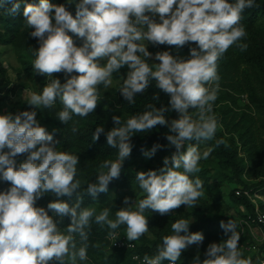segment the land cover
Masks as SVG:
<instances>
[{"label":"clouds","instance_id":"1","mask_svg":"<svg viewBox=\"0 0 264 264\" xmlns=\"http://www.w3.org/2000/svg\"><path fill=\"white\" fill-rule=\"evenodd\" d=\"M9 4V16L20 12L21 0H0V9ZM254 6L255 0H67L60 5L39 0L25 5L26 25L33 29L29 34L39 41L32 51L33 68L50 78L42 91L28 94L26 101L34 109H52L59 98L63 107L56 113L58 120L67 125L74 116L85 117L96 109L99 87L108 89L113 74L125 65L128 72L119 90L129 104L153 81L170 95V101L163 107L149 104L145 111L125 119L113 116L115 126L107 132L96 127L92 140L103 133L107 145L118 151L116 159L100 164L93 182L84 181L83 190L77 178L78 155L57 149L54 132L39 122L36 110L0 113V181L10 183L0 191V264H86L93 224L111 230L126 226L127 240L136 241L149 230L146 210L165 215L181 205L196 204L203 195V183L192 177L210 150L201 153L198 143L186 142L215 138L218 121L213 107L220 87L217 61L230 46L247 49L242 42L247 33L240 20L242 12ZM70 33L82 43L78 45ZM149 43L196 46L191 47L188 59L160 51L155 54L159 63L150 64ZM58 72L65 73V82L53 75ZM173 110L179 118L169 122L165 113ZM157 125H168L166 139L176 151L165 157L158 170L136 173L143 198L131 204L126 198V206L117 209L114 218L108 207L99 212L82 207L85 194L96 198L120 176L123 162L132 152L131 138ZM71 131H78L74 121ZM223 143V139L216 140L217 145ZM159 147L154 145L145 156L151 157ZM22 154L26 158L18 160ZM48 193L57 199L47 208L37 206ZM74 193V203L60 199ZM65 217L71 223L61 230L59 224ZM259 218L264 221V215ZM190 223L186 218L175 220L156 253L144 255L141 264H164L166 260L177 264L184 250L202 244L203 233L190 232ZM220 227L230 235L208 245L203 264H252L251 257L245 258L239 248L236 221H222ZM194 264H201L199 258Z\"/></svg>","mask_w":264,"mask_h":264},{"label":"trees","instance_id":"2","mask_svg":"<svg viewBox=\"0 0 264 264\" xmlns=\"http://www.w3.org/2000/svg\"><path fill=\"white\" fill-rule=\"evenodd\" d=\"M53 4H66L67 0H50ZM38 4L39 0H21L20 12L14 16L6 13V5L0 9V45L10 46L19 53L21 69L18 72L20 77L26 75L33 83L35 92L42 91L43 87L49 82L46 74L37 73L32 65L35 57L32 55L34 48L39 47L38 38L32 37L29 33L33 30L27 27L26 18L23 16V9L26 4ZM256 6L245 9L241 14L240 24L245 27L246 37L242 42L248 45L245 51H241L235 45L230 46L226 53L217 61V73L220 77L219 92L214 103L213 112L217 117L218 128L215 138L209 141L186 142L197 144L199 150L210 147V159L215 162L222 172L233 179L237 188L231 194L230 199L233 203L244 208L242 221L251 223L249 217L255 214V204L247 196L236 195V189H245L252 194L264 195V0H255ZM75 14V6H71ZM157 20L159 17H156ZM73 39L79 45L82 41L74 34ZM147 43V42H146ZM195 43H186L182 47L164 45H147L148 50L153 54L148 61L150 64L159 63L155 60V54L160 51H170L174 56L188 59L191 47ZM101 60V63H104ZM128 67L125 65L118 73L112 76L113 86L104 89L99 87L100 99L95 111L85 117L74 116L73 121L78 131L73 133L71 128L73 121L65 125L56 118V113L62 109V105L57 98V104L52 109H34L27 101H20L19 106L10 105L8 100L15 94L18 88L12 87L9 75V68L0 61V113H18L25 110H36L37 119L46 127L49 132H54V140L58 141L57 149L69 151L78 155L79 164L77 165V178L82 181V190L86 187L84 181L93 182L100 170V164L104 160L116 159L118 149L110 147L106 143V136L102 133L98 140H92V134L96 127L102 126L105 132L111 130L115 124L113 116L119 115L122 119L127 116L135 115L146 110L149 104L156 107L167 106L170 95L158 89L155 82L149 84L148 88L137 93L135 103L129 104L120 93V86L126 78ZM72 73L70 75H75ZM61 82H65L64 72L53 74ZM159 96L154 100L153 96ZM170 122L179 118V114L173 110L165 113ZM168 125H157L145 133H136L132 138V152L125 159L122 165L120 176L113 179L107 192H101L96 198L85 194L82 207H94L99 212L105 207L110 208L112 218L115 211L125 207V199L128 198L129 204L143 198L144 194L136 183V173L144 170H158L163 167L165 157H171L176 151L174 146H170L166 136L169 134ZM223 139L225 143L216 144V140ZM160 145L155 154L151 157L145 156V152L150 151L154 145ZM27 154L17 157L18 160L26 158ZM200 171L193 174V179L198 177L203 183V195L195 205L187 207L181 205L171 210L168 214L161 215L152 210H146L148 217L149 230L138 240L131 241L135 244L134 248H118L112 246L109 240V232L119 233L126 237V226L121 225L116 230L108 229L107 226L93 224L89 232L88 261L86 264H141L136 255H154L161 243L162 237L171 233V224L179 218H186L191 223L190 232H202L204 241L200 245H191L182 252L177 264H194L199 258L201 264L206 258L205 253L208 245L215 242L219 243L226 235L220 227L221 222L239 220L233 217H225L214 212L207 194L212 186L214 174L206 166L203 159L199 162ZM216 177V176H215ZM10 187L9 182L0 181V191ZM53 199H57L53 194L48 193L41 197L36 203L37 206L47 208ZM60 199L74 203L76 194L71 197L65 196ZM259 204L264 209V203L260 200ZM49 215H53L49 210ZM58 221L60 218L55 217ZM226 219V221H225ZM71 223L70 217H65L60 222L61 230ZM245 232L240 238L243 246L253 244L251 229L244 223ZM256 226V225H255ZM257 227V226H256ZM264 233V227H262ZM127 238V237H126ZM200 246L202 251L196 252L193 248ZM243 251V248L240 247ZM258 258L264 259V240L258 244L256 254L251 257L252 263ZM166 260L164 264H168Z\"/></svg>","mask_w":264,"mask_h":264},{"label":"rangeland","instance_id":"3","mask_svg":"<svg viewBox=\"0 0 264 264\" xmlns=\"http://www.w3.org/2000/svg\"><path fill=\"white\" fill-rule=\"evenodd\" d=\"M54 22V21H53ZM146 43V42H145ZM0 61H2L6 68H9V75L12 81V87L18 88L15 94H12L10 99L8 100L9 104H15V106H19L20 101H26L28 94L31 92H35L33 88V83L30 82L28 77L24 74H22L20 77L18 76V72L21 69V61L19 58V53L13 49L10 46H3L0 45ZM113 84L110 86L112 87ZM210 150V147L204 146L200 149V152L203 153L204 151ZM211 157L209 156L207 159H203L205 161V166L213 172L214 180L212 179L211 183L212 186H210V192L207 194V198L210 199L211 205L214 207V212L216 214L224 215L225 217H233L239 222H236L238 225V231L240 233V238L245 232V226L243 223V219L241 214L244 211V208L242 206L237 205L236 203H233L230 199L231 192L237 188L236 182L231 179L229 176L225 175L220 167L215 163L212 162ZM262 199H260L264 203V195H261ZM259 200V201H260ZM226 221V219H225ZM257 236H262L263 231H261L259 228L254 229ZM228 235L224 236L223 240H226L228 238ZM253 236V235H252ZM253 244L249 243L247 246H243V244L238 241L239 248H243V254L245 258L253 257L258 249V244L261 242H258L253 237ZM256 245L257 249H253V246ZM194 251L200 252L203 250L200 246H196V248H193ZM264 259L258 258L255 262L252 264H262V261Z\"/></svg>","mask_w":264,"mask_h":264},{"label":"built area","instance_id":"4","mask_svg":"<svg viewBox=\"0 0 264 264\" xmlns=\"http://www.w3.org/2000/svg\"><path fill=\"white\" fill-rule=\"evenodd\" d=\"M235 193L238 196H243V195L247 196L255 204L256 206L255 214L253 217L251 216L249 217V220L251 219V223H249L248 221H244V223L250 227L252 235L255 238V240H257L258 242H261L262 240H264V233H262V236L258 237L254 230L255 228H259L262 231V227H264V221H261L259 218L261 215H264V209H262L259 204V200L262 199L261 195H259L258 193L252 194L250 191L241 189V188L236 189ZM258 208H259V213L257 212ZM109 240L112 246L114 247H118V248H134L135 247V244L133 242L128 241L125 236H120L119 233H113L111 236H109ZM253 249H257V246L254 245ZM135 257H139V256L136 255ZM142 259L143 257H139V259L137 260L141 262ZM262 262H264V260Z\"/></svg>","mask_w":264,"mask_h":264}]
</instances>
